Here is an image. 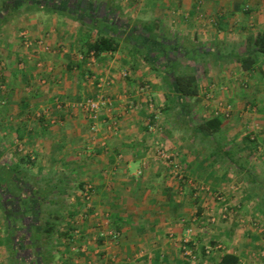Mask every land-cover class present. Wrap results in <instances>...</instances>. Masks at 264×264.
Returning <instances> with one entry per match:
<instances>
[{
    "label": "crops",
    "instance_id": "crops-1",
    "mask_svg": "<svg viewBox=\"0 0 264 264\" xmlns=\"http://www.w3.org/2000/svg\"><path fill=\"white\" fill-rule=\"evenodd\" d=\"M78 1L70 0L72 13L43 4L0 13V35L8 42L0 88L15 89L0 97L15 105L0 114V159L27 173L11 175L8 185L25 186L29 174L38 194L44 174L54 193L69 189L66 200H81L90 187L82 243L56 225L67 242L62 236L48 246L33 243L40 253L30 263L217 264L234 253L238 264H264V222L258 228L221 223L229 210L247 215L248 202L262 198L256 184L264 185V160L249 154L264 153V53H255L253 43L264 30V0H81L79 8ZM100 36H112L118 48L91 57L87 45ZM9 53L21 59L9 60L14 69L4 58ZM247 53H255L256 63L246 70L238 57ZM172 69L196 76V96L174 97ZM98 93L113 107L92 131L74 104ZM212 116L221 120V144L193 129ZM159 148L179 170L157 155ZM68 204L61 216L72 214ZM257 212L264 217V209ZM212 214L214 224L203 226ZM104 221L120 232L112 243L93 227ZM185 237L194 260L184 254ZM14 262L0 243V264Z\"/></svg>",
    "mask_w": 264,
    "mask_h": 264
},
{
    "label": "trees",
    "instance_id": "trees-1",
    "mask_svg": "<svg viewBox=\"0 0 264 264\" xmlns=\"http://www.w3.org/2000/svg\"><path fill=\"white\" fill-rule=\"evenodd\" d=\"M52 1L54 2L53 6L49 5V3L48 5L46 4L42 5L43 2L39 0H38L39 3L35 0H11V3L13 4L12 12L19 14L18 11L21 5L35 7L38 4L42 5L44 9L49 10V11L50 10H62L64 13H72L73 11L76 10L75 5H72V6L70 5L71 4L70 0H52ZM79 3H81V0H79L78 3H75V4L78 6ZM253 43L256 48L255 53L257 52L264 53V30L257 33L256 37L253 40ZM117 48H118V45L115 42V40L112 38V36H100L98 39H96L95 41L87 45L86 52L88 54L92 52L95 56H98L103 52L115 51ZM255 53L242 54L238 57V61L240 62V65L243 69H246V70L250 69L256 63ZM167 74L169 78L168 82L171 85L170 87H171V90L174 92L175 98L183 99L185 97L196 96L198 94L197 80H196V76L193 73H189V72L178 73L172 69ZM181 104H182L183 113L187 115L189 111L186 114L185 103H181ZM193 124H194L193 129L199 134H201L202 140H209L213 138V139H217L218 144L222 143V140L220 139V137H219V140L217 137H214V135L219 133L221 130V120L217 116H212L210 118L204 119L198 123H193ZM0 170L4 172V176H5L3 180L0 181V191L3 193L5 198L15 197L14 199L11 200V202H14L18 198L22 201L30 200L31 198L36 197L39 194V193L38 194L35 193L33 186H31V190L29 189L27 190L24 185H20L17 182L13 184L18 186L17 189L19 191L12 192L10 190V186L8 185L7 180L9 179L11 175L15 176L16 180L17 178L19 179V177H23L24 173L27 174L25 171L22 173L23 169L19 170L17 168H6L5 170H2V168L0 167ZM3 183L5 184L3 185ZM46 185H48V183H46ZM259 185H258L259 186L258 192L260 190L264 191V185L262 184H259ZM82 187H83L82 185L81 186L79 185L78 188H82ZM44 188L41 193L44 195H47L46 190L48 188L47 186H46L47 189H44ZM61 188L63 189L64 187H61ZM83 191H85V189H83ZM42 199H44L42 202H45V201L48 202V200H50L51 198L42 197ZM261 200L264 201V198L262 197ZM50 203L54 205L56 204L57 206L55 205V208L58 209L59 212L61 213V210L63 209L62 201L59 202L58 200L57 202V200L54 199V202L52 203V200H51ZM260 207H263L264 209V203L261 204ZM0 209L3 210L2 213H3V217L5 221V231H6L3 239L0 240V243L5 244L9 251L10 250L13 251L12 253L9 252V255H10V258L11 256H13L12 257L13 259L12 258L11 259L15 261L14 264H19V263L22 264V262L25 263V261L27 262V264H31L30 262L31 261L33 262L35 260L36 253H37L35 251L34 245L30 244L29 246L31 247L28 246L29 248L27 247L23 248L22 246L24 245L25 247V242L27 241L31 242V241L36 240L38 235L41 233V231L37 229L38 226L33 222V220L35 219L33 217L28 218L27 216H25V212H23L24 214L19 212V213H13V214L11 213L7 215L6 214L7 211H5L1 196H0ZM50 211L47 212L48 214L46 216V222L42 226V230L45 234V236L43 237H45L44 240H46V242L50 241L49 240L50 238L52 240V237L59 238L62 236L65 237L67 235V233L65 232H57L56 235H54V233L56 232L55 227L57 224V220L61 217V215L51 213ZM49 217H51V220L49 219ZM26 220H28L29 224L31 225V228H33L28 232L27 231L24 232L23 230L24 225L27 224ZM39 238H42V237L39 236L38 239ZM238 263H239V257L234 253H224L219 258V261L217 262V264H238Z\"/></svg>",
    "mask_w": 264,
    "mask_h": 264
},
{
    "label": "rangeland",
    "instance_id": "rangeland-1",
    "mask_svg": "<svg viewBox=\"0 0 264 264\" xmlns=\"http://www.w3.org/2000/svg\"><path fill=\"white\" fill-rule=\"evenodd\" d=\"M5 2L8 3V2H11V0H0V8L5 4ZM23 6L24 5H21L20 8H22ZM6 11H7L6 10V6H3L2 9H1V11H0V13L3 14ZM30 12H32V10ZM13 26H14V28H13L14 29V32L17 31V27H18L17 26V23L16 24H13ZM98 27L101 29V28H104L105 26L101 24V25H98ZM6 43H8L7 42V39L2 38V35H0V63H1V61H3V59H2L3 58L2 57L3 55L2 54L4 53V51H1V50L3 48V44H6ZM18 45H19L18 48H21V46L23 47V44L22 43H19L18 42ZM17 52H19V51H17ZM11 56H12V54L9 53L8 55L4 56V58L7 60L8 64L11 65V67H13V69H14V66H12V63L9 60L11 58H14V63L17 64V63H19L21 61V59L19 60V56H17V57H11ZM2 68H3V66L0 64V82L3 80L1 77L4 75V72H3ZM12 74L17 76L18 73H17V71L16 72L14 71V73L12 71ZM14 90L13 89H9V88L8 89L7 88L6 89L0 88V97L3 98V95L4 96L5 95H7V96L9 95L10 97H12V95H14V93H15ZM9 101L11 102V100H9ZM14 106L15 105L13 103H10L9 104L7 102V98H6V103L5 104L0 103V114H3L4 111L6 112V111H10V110H12V111L15 110L14 109ZM16 108H19V106H17ZM214 137H217L218 140H219V137H220V139L222 140L221 132L215 134ZM249 155L251 156L250 158H252V156H260V159L259 160H264V153H263V151L262 152L259 151V152H256V153L251 152ZM254 159H257L258 160V158H254ZM257 160H255V161H257ZM0 163L2 164L3 163V160L0 159ZM262 163H264V162H262ZM1 168H2V170H5L6 169V167H4L3 164L1 166ZM24 171L26 172V170L23 169L22 170V173ZM5 174H6V172H5ZM39 175H40L41 181H39L40 183L37 184V185H41V187H43V186L46 187L47 186V188H48L46 190L47 195H44V194H42L40 192L39 193V197L40 198L36 196V197L31 198L30 200H23V201L18 198L14 202H11V203L9 202L6 205V209H7L6 210L7 211L6 214L8 215V214H11V213L13 214V213H19V212L22 213V214H24L23 212H25V216H27L28 218L29 217H33L35 219V220H33V222L38 226L37 229L39 231H41V233L39 235L42 238H41V241H40V238L39 239L37 238L34 241H31V242L27 241L26 243L29 242L28 244L31 243L32 245H34L33 243H39V242L41 243L42 242L44 244V246L46 244L48 246V244L52 243L57 238H53L52 237V240L50 238L49 239L50 241L46 242V240H44L45 237H43V236H45V234H44V232L42 230V226L46 222V216L48 214L47 212H49L50 210H51L50 211L51 213H55V214L61 215V213L59 212V210L55 208V205L56 204L55 205L54 204H51L50 201L52 200V203L54 202V198H55L54 196L55 195H57V197L59 196L58 199L55 198V200H57V202H58L59 199H62V198H60V196H63L64 197L63 198V200H64L63 201V203H64L63 208L65 210V204L66 203H70V205L69 204L66 205V209H67V212H69V211L71 212V210H72V214L70 213L69 215H66V213H65L64 216H61L57 220V224H56V225H58L57 228H59V227H60V229H65V228L68 229L69 228V231H67V232H69L70 235H73V239L75 241V244L77 245V243H82L83 237H85V233H87L85 231V227L87 226L85 224V223H87V217L85 215L86 212L84 211L85 209H87V206H86L87 200H86L85 196H83L81 198V200L80 199H77L75 196L74 197L72 196V198L71 197H68L69 200H66L65 193L68 192L69 189L67 191L66 190V187L63 186L64 188L61 189V191L58 192L56 190V192L54 193V191H53L54 190L53 189L54 188V185L53 184H48V185L44 184L45 183V179H46L45 175L44 174H39ZM4 177H5L4 176V172L0 170V181L3 180ZM34 179L35 178L33 176H30L28 174V182L25 185L27 190L28 189L31 190V186H32L31 182L34 183V181H33ZM9 184H10V190L12 192H18L19 191L17 189L18 186L15 185V184H13V182H11ZM256 185L258 186V184H256ZM260 191H261V196L263 197L264 196L263 195V192L264 191H262V190H260ZM258 196L259 195H257V197ZM42 197H48V198H51V199L48 200V202H46V201L45 202H42L44 200V199H42ZM258 199L257 200H253L252 199V201L247 199L248 201H251V202H248V205L246 206L247 210L248 209L250 210V213L245 212L247 215L244 214V215H241V216L238 217V212L235 214V213L231 212V210H229L230 213L227 214L228 216L225 219H223L221 221V223H224L225 221H228L224 225H226V224H234L235 223V224L242 225V226H246V227H248V226L255 227V228H258V226L262 227L263 222H264L263 221L264 217L262 218V215L259 216L257 210L259 208L263 210V207H260V205L263 204L264 201L263 200H260L259 197H258ZM61 201L62 200H59V202H61ZM83 201L85 202V204H84ZM255 206H256V208H255ZM2 211L3 210L0 209V240L3 239V237H4L5 233H6V231H5V221H4V217H3ZM86 211H88V210H86ZM212 216H215V215L214 214L208 215V217L210 218V220L207 217L203 218V221H204L203 223L204 224L202 223V225L205 226L206 225L205 222H207V221H209V223H212V219H211ZM27 217H26V219H27ZM49 219L51 220V217H49ZM26 222H27V224H25L24 225V228H23L24 232L25 231L28 232L31 229H33V228H31V225L29 224L28 220H26ZM212 224H214V223H212ZM93 227H96L97 228L99 226L94 225ZM101 227L103 228L104 225L102 224ZM93 232L90 234V238H92L94 236L95 237L97 236V231L95 230ZM56 233L57 232H55L54 235H56ZM98 233H99V230H98ZM86 235H88V234H86ZM60 239H61V237H60ZM67 239H68V237L67 238L64 237V241L67 242ZM71 242L74 243L73 241H71ZM34 247H35V245H34ZM44 249H45V247H43V250L41 248V250L43 252H44ZM78 251H80V249ZM9 252L12 253L13 251L10 250ZM36 252L39 254L40 253V248L36 249ZM12 257L13 256H11V258ZM12 261L14 262V260H12Z\"/></svg>",
    "mask_w": 264,
    "mask_h": 264
},
{
    "label": "built area",
    "instance_id": "built-area-1",
    "mask_svg": "<svg viewBox=\"0 0 264 264\" xmlns=\"http://www.w3.org/2000/svg\"><path fill=\"white\" fill-rule=\"evenodd\" d=\"M26 42H28V41H26ZM90 55H91V57H93L94 54L92 52H90ZM123 75L127 76L128 73L124 72ZM102 82H104V81L100 79L98 86H101ZM57 106L61 107L60 104H57ZM74 106H76V107L82 109L84 112H86L88 118L91 121L90 122V130L96 131L98 129V124H99L98 122L100 120L101 112L104 110L110 111L113 107V102H112V99L110 97L104 95L103 93H98V95H96L95 97L87 98L81 102L75 103ZM112 122L113 123H112V126L110 128L115 129V126L117 123L115 121H112ZM157 155L161 158H166V159L170 160V162H172V164L174 166V169L179 170L178 165L175 162L173 163L172 155L167 154L165 149L159 148L157 151ZM89 189H90L89 186L85 187V191H86L85 198L87 200V202H86L87 209L90 208L89 197H88ZM223 217H226V216L223 215ZM103 223L99 222L97 225L100 228L98 235L100 237L108 239V243L114 242L119 237L120 232H118L117 230L107 226L108 225L107 221H104ZM102 224L104 225L103 228L101 227ZM187 234H191V230H187ZM183 241L186 244L183 247L184 254L189 255L190 258L192 260H194L196 258V255L193 254V252H192L193 247L187 245L190 241L189 237H185L183 239Z\"/></svg>",
    "mask_w": 264,
    "mask_h": 264
},
{
    "label": "flooded vegetation",
    "instance_id": "flooded-vegetation-1",
    "mask_svg": "<svg viewBox=\"0 0 264 264\" xmlns=\"http://www.w3.org/2000/svg\"><path fill=\"white\" fill-rule=\"evenodd\" d=\"M35 1L38 2V0H35ZM39 1H42L43 2L42 4H44V5L45 4L48 5V3H49V5L53 6V3H54L52 0H39ZM3 6H13V4L11 2H8V3L5 2V4ZM0 196L2 197V203H3V206H4L5 211H6L7 210L6 205H7V203H9V200L7 198H5V196L3 195V193L1 191H0Z\"/></svg>",
    "mask_w": 264,
    "mask_h": 264
}]
</instances>
